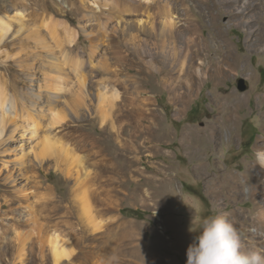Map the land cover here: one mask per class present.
I'll list each match as a JSON object with an SVG mask.
<instances>
[{
    "label": "rangeland",
    "instance_id": "obj_1",
    "mask_svg": "<svg viewBox=\"0 0 264 264\" xmlns=\"http://www.w3.org/2000/svg\"><path fill=\"white\" fill-rule=\"evenodd\" d=\"M176 1L154 0L170 5ZM254 2L243 14L253 20L246 24L249 30L264 26L262 8L260 23H254ZM180 7L191 9L208 41L200 55L204 61L214 60L215 39L228 40L236 59L227 74L201 79L187 104L170 100L160 85L145 96L131 86L129 75L136 67L126 59L116 62L113 45L121 55H128L134 44L143 46L149 40L136 22L151 19L122 11L125 22L116 26L118 19L106 15L109 10L120 12V0H0V16L11 21L12 32L0 42V59L5 60L0 81L5 78L10 93L17 95L16 113L2 115L9 121L0 142V264H53L48 246L41 250L34 244L26 221L46 200L44 194L52 199L51 208L63 207L43 221L49 232L57 224L56 230L80 252L72 264H186L202 218L216 214H227L245 251L264 255V169L255 164L256 145L264 140V43L249 44L247 27L220 1L211 6V15L205 5L199 11L200 0H184ZM52 18L66 21L75 36L53 27ZM30 33L39 35L43 44H36ZM87 59L91 66L85 67L81 61ZM107 67L125 86L109 82ZM206 70V76L212 74L210 66ZM78 75L86 82L82 92L75 81ZM153 77L159 84L155 70ZM239 79L244 90L237 87ZM31 87L40 92L43 107L36 128L24 94ZM112 88L119 99L128 95L137 103L144 97L148 104L141 107L157 110V125L149 134L138 132L147 122L132 104L124 117L116 106L115 114L112 109L106 119L100 117L98 108L107 109L109 101L97 96L107 97ZM47 91H58L56 100ZM81 94L86 106L72 109ZM111 121L123 133L104 136L101 130ZM192 140L190 149L186 142ZM44 142L53 147L52 156ZM89 190L95 195L91 227L82 220L74 227L65 206ZM131 209L141 216L130 214ZM79 227L93 237L82 235ZM17 236L27 238L23 250Z\"/></svg>",
    "mask_w": 264,
    "mask_h": 264
},
{
    "label": "bare ground",
    "instance_id": "obj_2",
    "mask_svg": "<svg viewBox=\"0 0 264 264\" xmlns=\"http://www.w3.org/2000/svg\"><path fill=\"white\" fill-rule=\"evenodd\" d=\"M200 1L202 2V7H199V11H202L203 5H205L207 8L208 15L212 14V10H210L211 6H215L216 1H220L224 7H227L230 10L232 17L236 19H241L240 25L244 26L245 28L247 27V40L249 44H252L253 42H258L261 45V43H264V26H257L254 30H249L246 24H249L253 20H248V18H245L243 15L245 12L244 9L248 8V4H251V2L254 0H250L251 2L249 0ZM183 3L184 0H177L175 5H170L167 2H154V0H120V5L122 6V9L120 10V12H118V14L110 10L107 12V19H118V25H116L118 27L119 25H121L122 21L125 22V20L122 19L120 15L122 14V11L133 12L131 14H128L129 16H138L144 14L146 18L151 19L150 23L136 22V24L143 27V32L146 35V38L149 40H145L144 45L142 44L143 46H138L137 44H134L133 46H131L128 55H121L122 50H120L119 46L113 45L114 47H117L114 54L116 62H120L122 59H126L130 66L136 67L134 73H132L131 75L128 74V81L130 82L131 86L135 89V92H140L143 96L148 95V93H151L154 90L155 86L160 85L169 91L170 100H179L181 104H187L188 99L192 96L194 92L197 91L198 82L201 79H203L204 77L211 78L215 75L227 74L236 66V59H234V57L232 56V47L230 46V42H228V40L226 39H215L213 46L215 51L218 52L214 57V60L208 59V61H204L203 58L200 57L203 52V48L204 51L208 48V41L205 38L204 34L201 32V26L198 23V19L191 12V9L180 7L183 5ZM128 5H130L131 7H128ZM251 7L257 10L254 23L259 24L261 11L262 9H264V0H255ZM151 10L152 12H150ZM83 16L84 15H82V17ZM87 16L88 15H86V17ZM52 19L53 20L51 21V25L53 27H56V29H58L57 27L61 28V30H63L64 33L67 34L69 37L75 36V29L70 25H67L66 21L63 22L62 20H57L54 18ZM10 22L11 21H9V19H5L0 16V42L3 38L7 37L8 34L11 35L12 32H10ZM157 23H160V25H158ZM186 33H188L189 35L185 36ZM38 36L36 34L31 35L30 33V37L34 39V42L36 44H43V42L39 40ZM146 56H149L150 58L146 59ZM3 62H5V60L0 59V63ZM81 62L85 67L91 66V61L88 59L82 60ZM162 64L168 67V71L163 70ZM20 65L26 69L28 68V65ZM209 66L212 68V74L208 73L206 76V69ZM129 70L130 69H128V71ZM154 70L158 74H160L159 84L156 83L153 77ZM105 72L110 75L108 78L109 82L124 85V79L120 80L117 76L116 71L110 70L109 67H107V69H105ZM58 77L59 79H62L60 72ZM75 81H77L78 88H80V91L82 92L84 85H86L83 76L78 75ZM87 82L90 83L89 81ZM181 86L183 90L180 89ZM47 92L50 93L51 99L56 100V97L59 93L58 91ZM125 93L127 94L128 92L125 91ZM24 94L29 97L28 99L30 102V111L32 112L30 116L33 119L32 124L34 128H36V117L40 118V113L43 111V107L40 104L41 94L39 91H36L32 87L30 88V91L28 93ZM81 95L82 96L80 98H74L75 105L72 107V109H77L80 106H86L83 99V94ZM97 98L99 101H109V107L107 109L105 107L98 108L100 117L103 120L110 115V111H112L114 106H116V110H118L123 117L126 116V114L131 109L128 108V105L132 104L134 106H137L133 108L140 109V113L147 122V124H145L141 130H138L139 133L149 134L153 130L154 126L157 125L155 122L158 116L157 110L154 108H149V110L147 111L143 107H141L145 104H148V102L146 101L147 98H140L138 99L137 103H135L134 100L128 97V95H125L121 97V99H119V93L115 88H112L110 94L107 97L104 96V98H102L101 96H97ZM16 100V93H10L8 82L4 78V80L0 81V142L2 141V135L5 130L6 122L9 121L5 120L2 115H4V113H8L9 111L16 113ZM113 113L115 114V108L113 109ZM13 118L14 117H12V119ZM57 118L58 117L56 116V119ZM62 119L65 121L64 117H62ZM216 126L217 132H215L217 137H219L220 129H222L221 122H219V124ZM123 130V127L114 130V123L113 121H111V123L105 125L101 131L104 136H106V134L108 136L112 134L118 136L119 134L123 133ZM194 142V140H192L191 142H186V146L192 149L193 145L191 143ZM44 146L45 148L50 149V152L47 154L52 156L54 151L51 148L53 147H51V145L45 142ZM259 149H264V140L262 142V146L256 145V151ZM105 170L108 169L106 168ZM5 179L7 182L8 178ZM253 190L254 186L251 187L250 191L253 192ZM44 195V198H46V200L39 203L38 210L33 212V214L30 213V215H28L27 217L25 216L27 223L30 222L31 225V233L35 238L34 244L38 243L40 245L39 249L41 250H43L45 246H48V251L50 252L53 264H72L73 261L76 259L75 256L78 257L80 252L76 250L71 240L63 237L62 234L56 230L58 229L57 224L54 225L55 229L49 232L50 225H46V222L43 221H49L54 218L56 212H58V210L62 209L63 207L58 206L56 208H51L50 204L52 203V199L48 194ZM94 197L95 195L93 191L89 190L87 193L82 192L80 195L76 194L71 200L70 204L65 206L66 212L68 213L67 216L75 219V221L73 222L74 227H76L80 220H82L86 225L90 226L93 221V218H91L90 215H94V207L92 204V199H94ZM24 207H28V205H24ZM45 211H47V213H45ZM16 227L19 226L16 225ZM77 230L81 232L82 235L87 236V238L93 237L91 232H89V230H86L84 227H79L77 228ZM26 240V237L17 236V242L20 247L22 246L20 250H23V247L26 244ZM106 244L109 245L108 241H106ZM110 247L111 249H113L112 244H110Z\"/></svg>",
    "mask_w": 264,
    "mask_h": 264
},
{
    "label": "clouds",
    "instance_id": "obj_3",
    "mask_svg": "<svg viewBox=\"0 0 264 264\" xmlns=\"http://www.w3.org/2000/svg\"><path fill=\"white\" fill-rule=\"evenodd\" d=\"M255 164L264 168V149L256 151ZM186 255V264H264L260 251L244 250L241 235L227 214L202 218L199 233Z\"/></svg>",
    "mask_w": 264,
    "mask_h": 264
},
{
    "label": "water",
    "instance_id": "obj_4",
    "mask_svg": "<svg viewBox=\"0 0 264 264\" xmlns=\"http://www.w3.org/2000/svg\"><path fill=\"white\" fill-rule=\"evenodd\" d=\"M237 87H238L239 90H244L245 89L246 86H245L244 81L242 79L238 80Z\"/></svg>",
    "mask_w": 264,
    "mask_h": 264
},
{
    "label": "trees",
    "instance_id": "obj_5",
    "mask_svg": "<svg viewBox=\"0 0 264 264\" xmlns=\"http://www.w3.org/2000/svg\"><path fill=\"white\" fill-rule=\"evenodd\" d=\"M130 214H135L136 216H141L140 214H139V211L138 210H133V209H131L130 210Z\"/></svg>",
    "mask_w": 264,
    "mask_h": 264
}]
</instances>
